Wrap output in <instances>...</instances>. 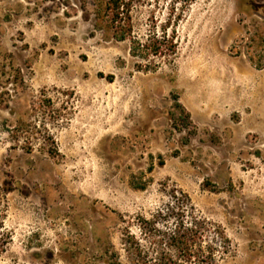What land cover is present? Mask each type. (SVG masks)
<instances>
[{
  "label": "rangeland",
  "instance_id": "obj_1",
  "mask_svg": "<svg viewBox=\"0 0 264 264\" xmlns=\"http://www.w3.org/2000/svg\"><path fill=\"white\" fill-rule=\"evenodd\" d=\"M97 1L0 0V264H179L180 207L193 252L264 264V0H147L134 35L177 45L153 71Z\"/></svg>",
  "mask_w": 264,
  "mask_h": 264
},
{
  "label": "trees",
  "instance_id": "obj_2",
  "mask_svg": "<svg viewBox=\"0 0 264 264\" xmlns=\"http://www.w3.org/2000/svg\"><path fill=\"white\" fill-rule=\"evenodd\" d=\"M147 0H100L95 4L94 20L98 30L111 35V39L117 42L127 41L130 44V55L132 58L145 62V68L155 70L161 62H171L176 55L177 45L173 36L169 35L167 30L163 29L160 35L151 33L145 40L134 35L131 14L132 11L145 4ZM246 48L261 50V55L249 57L251 63L256 68L262 69L264 62V33L255 35L249 39ZM187 119L189 117L187 116ZM177 216L182 220L177 221V229L170 237L169 246L182 253L181 263L179 264H215V258L219 251L215 245L211 244L206 249V254L193 252L191 247L197 241L205 238V230L201 219L192 217L189 222H185L184 214L186 208H178ZM0 238V246H3ZM223 254V252H222ZM166 264H178L172 261L169 256Z\"/></svg>",
  "mask_w": 264,
  "mask_h": 264
}]
</instances>
